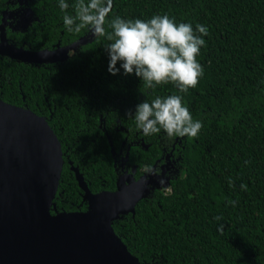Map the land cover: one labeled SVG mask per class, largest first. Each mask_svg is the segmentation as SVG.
I'll return each instance as SVG.
<instances>
[{
    "label": "trees",
    "instance_id": "obj_1",
    "mask_svg": "<svg viewBox=\"0 0 264 264\" xmlns=\"http://www.w3.org/2000/svg\"><path fill=\"white\" fill-rule=\"evenodd\" d=\"M66 2L72 13L74 0ZM112 11L124 19L167 14L194 29L206 26L198 87L188 93L173 84L144 89L122 68L112 75L105 50L110 42L87 30L69 33L59 0H0L8 44L28 51L51 49L60 39L75 44L74 56L58 62L0 54V99L44 116L61 142L56 208L88 207L72 166L93 192L115 190V152H129L126 166H136L138 175L172 152L169 187L154 189L135 214L113 222L130 251L142 264H264V0H113ZM173 94L202 121L199 137L144 136L128 112ZM127 136L139 142L128 148Z\"/></svg>",
    "mask_w": 264,
    "mask_h": 264
},
{
    "label": "water",
    "instance_id": "obj_2",
    "mask_svg": "<svg viewBox=\"0 0 264 264\" xmlns=\"http://www.w3.org/2000/svg\"><path fill=\"white\" fill-rule=\"evenodd\" d=\"M23 51L39 52L8 44L2 26L0 54L47 61L24 58ZM63 164L61 142L47 119L0 99V264H142L113 222L135 214L140 200L168 188L170 180L122 175L115 190L93 192L72 166L88 207L59 211L54 199Z\"/></svg>",
    "mask_w": 264,
    "mask_h": 264
},
{
    "label": "clouds",
    "instance_id": "obj_3",
    "mask_svg": "<svg viewBox=\"0 0 264 264\" xmlns=\"http://www.w3.org/2000/svg\"><path fill=\"white\" fill-rule=\"evenodd\" d=\"M59 0V8L65 14L63 23L69 33L91 32L98 40L103 37L110 43L105 46L109 55L108 71L117 75L121 68L125 75L134 74L142 81L144 89L155 90L158 86L173 84L179 93H188L198 87L204 75V68L198 60L208 28L191 23H177L167 14L154 15L148 20L124 19L113 13V0H74L71 5ZM44 52V51H42ZM69 52V56H74ZM120 67H117V64ZM142 92V88L140 89ZM143 93V92H142ZM138 130L144 136L161 133L168 139L199 137L203 123L195 120L180 94L165 97L155 96L136 106L135 112H128ZM153 175L158 170H153ZM160 183H164L161 179ZM229 184L234 182L229 178ZM247 190L246 184L240 185ZM235 206L236 201L229 200ZM220 221L222 217H215ZM224 225L219 231L223 233Z\"/></svg>",
    "mask_w": 264,
    "mask_h": 264
},
{
    "label": "flooded vegetation",
    "instance_id": "obj_4",
    "mask_svg": "<svg viewBox=\"0 0 264 264\" xmlns=\"http://www.w3.org/2000/svg\"><path fill=\"white\" fill-rule=\"evenodd\" d=\"M26 13L33 14L31 8H28ZM17 14L21 15V13H17ZM36 17H37V19H41L39 13H38V15ZM2 23H4V25H1ZM2 23L0 24V33H2V26H3V32L6 35V24L8 23V19L7 18L6 19L2 18ZM0 41H1V34H0ZM72 43L73 42L63 43L62 44V40L60 39L59 41H56V43H53V48L48 49V51L63 50L65 48H69L70 47L71 48L70 51L73 52L75 44H72ZM41 51H44V50L41 49ZM68 57H69V55L66 58H68ZM62 60H64V59H62ZM59 61H61V60H59ZM55 62H58V61H55ZM128 139H129V137L127 136L125 143L126 142H127V144L129 143L128 144V148H129V146L131 144H135V143L137 144L139 142V140H136L134 138H132L131 140H128ZM122 152H123L122 150L119 152V154H116V152H115V156L117 157V159H115V164L118 165V167L115 168V169L120 174L119 176L124 175L127 178H134V179L138 180L143 175H145V177L147 179L150 178V177H153L158 182H160L161 179H163L164 182H165L166 179L167 180H171V175L174 173L173 171H174V162H175V159H174L175 156H174V154L172 152L169 153V154H166L164 157H162V159H159L153 167H151L149 169H143V172L140 173L139 175H138V170H137L136 166H132V167L126 166V160H127L126 158L129 155V152H127L125 156H121ZM70 163H71V161H70ZM153 170H158V174L157 175H153L152 174ZM162 188H164V187H162ZM162 188H160V189H162ZM97 192H100V191H97ZM87 204H88V202H87Z\"/></svg>",
    "mask_w": 264,
    "mask_h": 264
},
{
    "label": "rangeland",
    "instance_id": "obj_5",
    "mask_svg": "<svg viewBox=\"0 0 264 264\" xmlns=\"http://www.w3.org/2000/svg\"><path fill=\"white\" fill-rule=\"evenodd\" d=\"M71 48H65L63 50H56V51H48L44 50V52L39 51V52H34V55H31L30 53L27 52H21L19 53L20 56H23L24 58L27 59H33V60H41V59H47V60H54V61H59L62 59H65L70 52Z\"/></svg>",
    "mask_w": 264,
    "mask_h": 264
}]
</instances>
